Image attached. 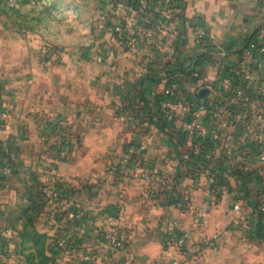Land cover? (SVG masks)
Returning <instances> with one entry per match:
<instances>
[{"label": "crops", "instance_id": "1", "mask_svg": "<svg viewBox=\"0 0 264 264\" xmlns=\"http://www.w3.org/2000/svg\"><path fill=\"white\" fill-rule=\"evenodd\" d=\"M71 1L84 28L80 38L65 46L55 44L57 40L50 31L41 30L38 19L20 15L28 4L16 10L18 18L6 7L0 9V103L8 110L6 121L0 123V141L4 148L15 149L25 164L48 166L49 174L54 173L50 180L74 188L66 194L67 200L87 219L76 245L61 249L55 241L62 229L75 230L64 219L52 217L56 204L48 201L37 226L54 234L56 240L49 238L44 249L48 258L40 264H260L249 253V246L255 241L264 246V240L258 242L251 234L249 224L254 216L245 199L237 198L244 208L242 220L235 222L240 215L233 207L238 179H232L228 168L231 159L250 162L259 170L264 163L251 156L253 151L242 145L239 132L232 128L231 132L226 128L221 145L211 150L201 148L196 136L173 129L167 119L166 127L161 128L154 122L156 115L146 111L139 115L145 107L139 94L144 89L152 101L167 91L170 76L181 77L192 101L212 100L223 115L244 108L249 113L246 122L264 121V92L260 88L264 84V53L256 51L254 62L243 64L236 51L257 30V41L264 44V0H183L178 26L186 43L170 63L167 43L148 39L142 32L155 17H168L156 0H148L145 13L136 9L139 0ZM178 2L181 0L176 5ZM44 6V10L51 8ZM120 21L135 31L133 45L122 42L115 32ZM197 27L206 30L203 44L195 32ZM80 39L88 43H77ZM220 47L229 52L231 64L241 63L244 73L251 70L258 75L255 85L244 84L253 96H245L250 100L247 103L236 98H244V92L229 93L221 85ZM208 48H212L210 53ZM203 52L211 56L196 66L197 78L179 71L168 76V70L195 64L196 56ZM257 107L258 113L248 110ZM52 120L81 134L75 149L63 160L53 159L56 152L52 145L58 137L49 127ZM132 142L131 152L142 143L147 146L141 163H133L130 173L118 176L119 166L111 165L129 156L126 148ZM196 163L224 169L232 189L215 192L204 175L193 177L190 165ZM149 165L160 169L165 178L162 191L173 190L188 198L184 206L164 202V192L161 197L151 192L144 175ZM8 181L0 180V231L19 208ZM104 231L117 234L125 245L114 248L102 235ZM180 233L187 238L183 252L170 241ZM216 233V247L207 246L205 242ZM21 241L15 229L5 264H30L28 256L35 248L24 249ZM87 252L93 259H84Z\"/></svg>", "mask_w": 264, "mask_h": 264}, {"label": "built area", "instance_id": "2", "mask_svg": "<svg viewBox=\"0 0 264 264\" xmlns=\"http://www.w3.org/2000/svg\"><path fill=\"white\" fill-rule=\"evenodd\" d=\"M156 1L168 17L161 20L155 17L154 20L150 22V26L144 28L142 32L148 39H163L164 42L167 43L166 56L169 60H173L176 57V43L179 40L180 33L178 21L182 16L181 8L184 7V1L181 0V3L178 2V5H176L177 0ZM124 2L125 0L122 1V3ZM10 5L19 6V2L12 0ZM174 5L176 7H174ZM136 9L140 13L148 11V0H139ZM114 29L122 42L127 45H133L135 43V31L123 24L122 21L115 24ZM195 32L201 40L206 39L207 35L204 28L197 27ZM256 51L264 53V44L259 43L257 38H254L249 40L246 46L243 47L242 52L239 53L241 63L244 64V61L253 63ZM218 53L222 55L219 72L222 87L229 93L234 92L238 95L239 93L244 92V95L249 97L250 94L248 93L246 85H255L259 80L258 75L251 70L244 73V67L240 66L241 63L238 65H236L237 63L231 64L229 52L226 48L220 47L218 49ZM236 76L240 79L241 83L246 84L245 87L244 85L236 84ZM260 88L261 91L264 92V84ZM158 106L163 111L165 119H167L170 123H173L175 128L179 129L181 132L190 133L196 136L200 143H206L208 141L213 142V148H217L223 142L224 137L226 136L224 133L226 128L229 129V132H231V128L235 131L237 130L239 132L238 136L242 145H247L249 151L251 150L254 152V157L257 158L256 160L264 163V121L258 122L257 124H254L255 122L253 124L246 122L245 120L249 116L247 111L227 112V115H223L212 100L194 102L188 98L187 95H183L181 97H161L158 102ZM7 117L8 110L0 103V123H4ZM210 117H214V119H210ZM60 123L61 122L58 120H52L50 121L49 126L52 128L51 130L53 132H59ZM70 143L75 144L72 136H65L63 139H59L55 143L57 145L55 148L56 155L67 157L70 154ZM146 148L147 146L144 143L140 144L138 150H135L137 156L131 162H128L126 157H124L118 167L119 171L123 174L130 173L133 169V163H141L142 153ZM1 149L0 145V151ZM13 158L14 153H10L9 156H5L3 158L2 164H0V174L4 177V179L9 178L13 174ZM239 162L240 161H236L234 159L230 160L228 168L230 174L232 169L237 165L241 166V169L244 171H248L253 168V166L248 163L244 164L245 162ZM192 169L193 177L204 175L213 191L217 192L223 190L224 188H228L226 184L227 178L225 176V172L223 174L225 181L222 182L220 170L217 168H207L204 164L196 163L193 165ZM260 171L264 175V166ZM144 175L149 181L151 192L157 193L161 190L160 186L165 183V178L161 175L160 169L149 165L146 167ZM66 190L67 188L64 184L57 179H52L44 189L48 200L56 204L53 209L54 214L52 217L54 219H64V222L70 224V226L74 228L73 230H75V232L70 231L67 226L62 229L57 238V246L61 249L73 248L78 241V234H83L87 226V219L85 215L76 209L69 200H67V195L64 193ZM237 198L238 197L235 196L233 207L240 213V215L236 217L235 222L242 220V204L239 200H237ZM186 203L187 199L183 197L177 201L176 205L184 206ZM251 224L252 223L249 224V228L251 227ZM14 235L15 229L10 225L0 231V264H5V259L9 257V254L12 252L11 244L13 242ZM102 235L114 248H120L125 245L124 240L113 232L104 231ZM218 236V233H216L212 239L206 241L205 244L207 246L216 247V240L218 239ZM170 241H172V244L177 246L181 252L187 249V238L184 233L176 234L172 239H170ZM84 259H93V254L91 252L85 253ZM115 264H133V262L122 261ZM174 264L177 263L174 262Z\"/></svg>", "mask_w": 264, "mask_h": 264}, {"label": "rangeland", "instance_id": "3", "mask_svg": "<svg viewBox=\"0 0 264 264\" xmlns=\"http://www.w3.org/2000/svg\"><path fill=\"white\" fill-rule=\"evenodd\" d=\"M11 1L12 0H0V9L7 8V12L14 18H18V16L21 15L25 19H33V18L38 19V23L40 24L41 30L45 32L50 31L49 33L51 34V36L57 40L55 44L60 46H65L71 44L76 39L80 38V33H82L81 30H83L84 26L82 25L83 22L81 20V14L79 11H77L76 5L71 0H14L19 2V6L10 5ZM24 4H28L29 7L27 8V10H25L24 15L22 14L19 15V13L16 10H18V8L20 9V7L23 6ZM44 5L51 6L50 10L47 9L44 10L46 7ZM33 6H35L34 10L32 9ZM255 96L258 95L254 94V97ZM252 97L253 96L251 93L250 99ZM236 98L237 100H239V102L244 101V103H247L248 101H250L247 98H245V95L244 98L242 99L239 96H237ZM245 110L243 108L239 112L242 111L244 112ZM248 110L250 111V113L251 112L258 113V111H260L259 107ZM257 123L258 122L256 121L254 124ZM50 129L52 128L50 127ZM72 129L73 128L71 126L67 127L64 124L60 123L59 132L54 133V136L58 137V139L56 138L55 141H58L59 139H63V137L65 136H72L73 134V139L76 145L77 142L79 141V137L81 134L77 132L75 129L73 130ZM251 154H252L251 156L253 157L254 152H252ZM63 158L66 157H61L58 155L57 156L55 155L53 157V159H58V160H63ZM122 160L123 159H121V161ZM14 161L17 164V172L9 177L8 182L14 189L13 191L16 195L19 208L17 211H15L12 214V216L8 217L7 223L10 222L13 223L18 233L20 232V230H22L24 223H26L25 229L27 228L26 231L30 233L31 237L39 239L40 238L39 235H42L41 238L43 239V233H45L46 238L43 241V243L46 244L49 243V238H53V241H55L56 236L54 234H49V231H41L42 234L38 235V233H40V230H38L37 234L36 233L34 234V230H32V232L30 230L31 229L30 226H34V225L38 229L37 224L40 216L39 214L41 208H43L42 206L44 202L46 201L43 188L44 185L46 186L51 181L50 179L54 177L53 175L54 173L51 174L52 173L51 171L49 174L50 170L49 171L46 170L48 166L44 169L38 166H33L29 164L27 165L23 162V160H21L18 157V155L17 157L14 158ZM120 162H118L117 164H112L111 166L112 167L119 166ZM248 164L253 165L250 162ZM231 177L233 180L237 179L234 174H231ZM60 182H62L64 186L67 189H69L68 190L69 192H71V190L74 192V188H70V186H68V184L64 183L63 181ZM25 202L27 205L31 204V206L26 210V212L24 211L26 214H28V218L18 219L19 218L18 217L14 219V221H12V218H14V216L16 217L19 211L23 209L22 206H24V209L26 208L27 205H24ZM243 208L244 207L242 205V210ZM30 235L26 234V236H30ZM263 240L264 238H259L258 242H262ZM256 242L257 241H255L253 244L250 243L251 246H249L250 249L249 253L254 255L255 256L254 258L257 259V261H259L260 264H264V246L260 244L258 245Z\"/></svg>", "mask_w": 264, "mask_h": 264}, {"label": "trees", "instance_id": "4", "mask_svg": "<svg viewBox=\"0 0 264 264\" xmlns=\"http://www.w3.org/2000/svg\"><path fill=\"white\" fill-rule=\"evenodd\" d=\"M257 33H258V30L255 31L250 37L247 38L244 47L246 46V44L248 43L249 40L257 38V36H256ZM205 41H207V39H205V40L202 39L201 40L202 44ZM185 43H186V38H184V31L180 30L179 40L176 43V58L179 57V53L181 52V48L185 45ZM242 49H243V47L239 50H236V51L238 53H240V52H242ZM210 50H212V48L207 49L208 53H210ZM210 56H211L210 54L200 56L199 58H197L195 60V64L193 63L190 67L181 66L179 68H174V69L168 70L167 74H168V76H170L171 74L179 71V72H183L182 74L188 75V76L194 74V78H197L198 76L195 73L196 72V66L199 64V62H201L202 59L208 58ZM170 61L171 60L168 59L167 63H170ZM176 62H177V60H176ZM200 73L201 74L203 73V69L200 70ZM236 78H237V76H236ZM182 82H184V80L181 77L180 78L178 77L176 79V78H173L170 76L169 80L167 82V86H166V90H169V91H166L163 94L157 95L155 97V99L152 101L148 100V98L145 95V91L143 89L142 90L143 93L140 92L139 95H140L141 99L143 101H145L144 102L145 107H143V109H141V111H140L141 113H139V115H141V116L144 115L145 111L148 113H151V116L156 115V120L154 121L155 124H157L161 128H165L166 124H167V120L164 119L163 111L158 106V102H159L161 97H165V96H169V97L180 96L181 97L183 95H186L185 88L183 87ZM236 84L244 85L243 83H241L239 78H237ZM150 120H152V119H150ZM171 126L173 129H175V126L173 125V123H171ZM134 144L135 143L132 142L126 148V153L129 154V156L126 158L128 162L133 161L134 158H136V156H137L136 152H133V151L131 152L129 150V147H131ZM0 145L2 148L0 151V164H2L3 158L5 156H9L10 153H14V158L17 157L15 149L4 148L1 141H0ZM69 145H70V153H71L75 149L76 145L72 144V143H70ZM200 145H201V148L205 147V148H207V150H211V149H213L214 143L211 141H208L206 143L202 142ZM52 147L56 148L57 145L53 144ZM199 155L200 154H198V156ZM14 158L12 159L13 174H15L17 172V164L14 161ZM199 159H200V157H199ZM199 159H198V161H199ZM193 165L194 164L190 165V168H191L190 171L191 172L193 170L192 169ZM206 165H209V164L206 163ZM207 168H213L214 169V167H207ZM219 170H220V175H221V181L224 182L225 181V178L223 177L224 176L223 175L224 169H219ZM116 174L118 176L123 175L118 169H116ZM231 174H234L235 177L238 179L237 190H236V193H234V196H236L238 198L245 199L247 201V203L252 207V214H253L254 218L251 222L252 224L250 227L251 234L258 239L264 238V210H263V207H264V184H263L264 175H263V173H261V171L257 167H253L252 169H250L248 171H244L243 169H241V166L237 165L235 168L232 169ZM2 178H4V177L0 174V180ZM226 184H227L228 189L230 190L231 186L229 185V182L226 181ZM44 189H45V185L43 188V192H44V196L46 197ZM68 190L69 189L64 191V193L67 194L69 192ZM162 192L166 193V195L163 196V199H164V202H167V203L173 202L176 204L177 201H179L183 197L188 200V198L185 195L180 194L178 192H174L173 190H171L169 192H167L165 190H163V191L160 190L154 194L156 197H161ZM48 201L49 200L46 197V201L44 202V204L42 206L43 208H41L40 214L44 210L45 205L48 203ZM24 205H27L26 202L24 203ZM30 206H31V204L27 205L25 209H24V206H22L23 209L21 211H19V213L16 215V217L13 215L14 218H12V221H14V219H16L18 217H19L18 219L28 218V214H26L25 212ZM25 224L26 223H24L22 230H20V232H19L21 235V238H22V241H21L22 247L24 249L35 248V250H33L28 256L29 263L30 264H40V261H44L45 259L48 258V254L44 252V249L46 247V243H43V241L46 238V234L43 233V239L41 238L42 235H39V234H42L41 231H40V233H38V235L40 236L39 239L31 237L30 233H28L26 231L27 228L25 229ZM9 225L12 226L14 229H16L15 226L13 225V223L10 222ZM30 228H31L30 229L31 232H32V230H34V234L35 233L37 234L38 229L35 227V225L30 226ZM26 234H28L30 236H26ZM55 244L57 245V240H56Z\"/></svg>", "mask_w": 264, "mask_h": 264}, {"label": "clouds", "instance_id": "5", "mask_svg": "<svg viewBox=\"0 0 264 264\" xmlns=\"http://www.w3.org/2000/svg\"><path fill=\"white\" fill-rule=\"evenodd\" d=\"M76 42L79 43V44H84V45H86L88 43V41L86 39H80V40H78Z\"/></svg>", "mask_w": 264, "mask_h": 264}, {"label": "water", "instance_id": "6", "mask_svg": "<svg viewBox=\"0 0 264 264\" xmlns=\"http://www.w3.org/2000/svg\"><path fill=\"white\" fill-rule=\"evenodd\" d=\"M204 54H206V53H205V52H203V53H201V54L197 55V56H196V58H198V57H200L201 55H204Z\"/></svg>", "mask_w": 264, "mask_h": 264}]
</instances>
